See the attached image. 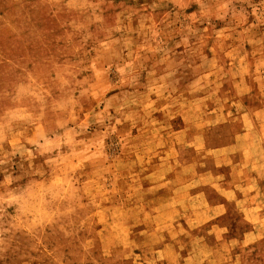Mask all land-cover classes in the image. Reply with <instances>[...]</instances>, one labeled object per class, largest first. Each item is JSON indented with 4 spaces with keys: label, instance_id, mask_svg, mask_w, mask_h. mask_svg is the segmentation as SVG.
I'll use <instances>...</instances> for the list:
<instances>
[{
    "label": "rangeland",
    "instance_id": "obj_1",
    "mask_svg": "<svg viewBox=\"0 0 264 264\" xmlns=\"http://www.w3.org/2000/svg\"><path fill=\"white\" fill-rule=\"evenodd\" d=\"M0 264H264V0H0Z\"/></svg>",
    "mask_w": 264,
    "mask_h": 264
}]
</instances>
